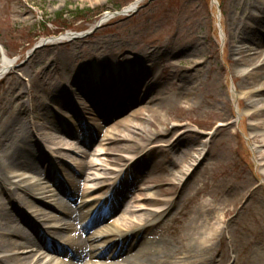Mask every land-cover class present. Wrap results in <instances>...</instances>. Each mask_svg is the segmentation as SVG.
<instances>
[{
  "label": "rangeland",
  "instance_id": "374dc122",
  "mask_svg": "<svg viewBox=\"0 0 264 264\" xmlns=\"http://www.w3.org/2000/svg\"><path fill=\"white\" fill-rule=\"evenodd\" d=\"M138 1L0 0V67L4 55L15 64L0 80V140L14 125L8 141L0 142V158L11 153L13 144L29 143L35 152L41 150V155L37 152L40 160L36 159L35 166L41 162L46 166L51 157L46 136L55 135L65 143L74 138V133L69 139L49 128L32 133V120L41 116L57 126L70 124L99 131L112 124L113 118L123 119L138 106L105 120L92 113L82 117L79 102L88 105L94 98L97 106H105L109 103L103 100L112 97L115 101L116 95L131 94L130 88L140 95L151 75L157 72L154 102L149 104V97L143 104L154 112L136 118L134 124H123L116 134L120 153L139 154L132 169L121 179L125 205L139 188L148 186L174 201L171 214L150 231L142 250H150L162 264H264V173L260 164V160H264V144L249 132L251 122L244 116L248 101L238 102L232 98L240 82L235 76L254 69L248 62L234 67L232 49L237 40L232 31L238 32L242 25L256 28L255 20L246 16L247 6L256 0L142 1L136 13L122 14ZM105 13L111 14V18L98 25ZM251 13L260 15L254 10ZM93 29L90 35L77 36ZM261 34L264 36L262 27ZM66 35L74 39L41 46L42 42ZM262 51L264 46L257 49V52ZM135 59L142 62L135 64ZM92 60L101 67L110 66V70H102L101 75L102 81L108 78L103 86L107 91L95 96L89 71ZM112 61L118 62L120 70H127V63L134 70L130 68L128 75L118 73L116 79ZM194 62L200 64L190 71ZM129 76L130 85L126 81ZM112 104L110 102L108 107ZM207 133L211 134L210 146L198 167L186 182L172 185L170 178L180 169L177 163L183 156H189ZM35 140L38 145H34ZM176 144L178 148L173 150ZM52 148L57 150L59 146ZM65 154L66 151H57L62 163L59 162L53 175L36 176L33 181L37 184L36 191L32 197L27 195L28 200L45 196L41 188L50 179L61 182L63 174L73 176V168L63 163ZM90 159L85 156L80 161ZM73 178L84 185L85 177ZM2 183L10 186L8 174L2 177ZM27 185L29 182L23 184ZM69 185L67 190L74 192ZM18 194L25 196L23 192ZM55 198H61L72 207L66 195L58 194ZM206 200L215 203L214 207L225 218L211 246L204 248L196 241L198 230H193V218ZM2 208L0 206V241H9L13 238L7 226L9 215L18 217L22 210L13 204ZM26 216L30 223L24 237L15 238L22 247L26 246L25 233L34 239L33 228L40 222L32 214L26 213ZM107 221V218L101 221L104 228L109 225ZM93 233L81 235L82 240L86 242ZM43 236L48 239L47 235ZM67 236L68 232L63 233L61 239ZM49 240L56 245L63 242L53 237ZM36 243L42 244L41 240ZM37 250L36 247L30 255L36 254L40 259L43 252ZM22 251L23 248L18 250V254ZM23 257L18 256L21 261ZM150 258L148 253L140 260L141 264H152ZM49 260L51 258L44 264Z\"/></svg>",
  "mask_w": 264,
  "mask_h": 264
},
{
  "label": "bare ground",
  "instance_id": "6f19581e",
  "mask_svg": "<svg viewBox=\"0 0 264 264\" xmlns=\"http://www.w3.org/2000/svg\"><path fill=\"white\" fill-rule=\"evenodd\" d=\"M95 1L97 2L98 0ZM256 2L260 3V6L256 5ZM256 2L249 3L247 6L249 11L246 14L247 18L251 16V18L255 20L257 24L256 28L254 29L253 26L245 27V25H242L238 32H235V30L232 31V35H234L237 40L232 49V53L235 57L233 59L234 67L239 66L243 62H248L251 64V67H254L251 73L235 76L240 82L234 89L232 98L236 99L238 102L241 99L248 101V105L244 109V116L251 122L249 132L252 136L260 138L264 144V60L261 61L264 59V51L257 52L258 48L264 46V36L261 34V27L264 29V0H256ZM135 6L136 3L130 5L129 8L125 9V12H129L130 10L135 11ZM252 10L260 15H253V13H251ZM110 16L111 14L105 13L98 24H104L111 18ZM72 38L74 39L72 35L61 36L42 42L41 46L58 45L59 43L70 41ZM260 61L262 65H259ZM134 62L135 64H140L142 61L140 59H135ZM97 63L93 61L91 65L92 68L89 69L92 79L91 89L94 91V96L100 91H107L106 87L104 88L103 86L106 85L107 81H105V79L107 80L108 78L105 77L104 81H102L103 77H101V75L103 71L110 70V66L101 67V65ZM127 64V70L125 68H121L120 70L118 62L112 61L111 67H113L114 73L117 75L115 77L116 79H118V73L126 72V75L130 73L131 67ZM199 64V62H194V65L189 70L191 71ZM14 66V61L9 60L7 56L4 55L1 60L0 79L10 73L14 69ZM131 69L134 70V68ZM156 73L157 72L151 75V78L140 95L136 93L137 97H134L133 93L128 97L127 101L122 102L120 99L118 102V95L116 97L117 100H115L110 107H108V105H110L109 101L106 102L109 103L108 105L101 106L98 104L99 106H97L94 98L93 102L90 101L88 105L78 101L80 105H82V109L80 110L82 117H86L88 113H92L93 115H101L105 120H110L112 118L109 117H113L116 114H123L128 109L136 106H138V109L134 108V110L123 119L113 118L112 124L99 130V139L97 141L99 147L85 155L91 157L90 161L78 160L75 162L74 168L71 169L73 173V176L71 175L72 177L63 174L64 178L67 177V182L74 192L68 191V188H61L58 190L54 189L52 186L44 188V190H47L44 192L45 195L53 191H57L58 194L66 195L73 208L65 204L60 198H58L55 203H50L48 202L49 200L39 203L38 201L40 200L38 199L28 200L30 196L27 198V195H31L32 197L34 190L36 191L37 184L33 183L36 176L40 175L43 176V178L44 176L48 177L59 167V162L61 161L62 163V160L57 157L56 153L57 151H66L65 146H67V144L60 141L59 137L53 134V137L48 135L45 138L49 141L46 142L50 144L48 148L51 153V157L47 160L46 166L42 165V162L39 166H35L34 162H36V159L40 160L37 152L40 151L39 153L41 155V150L39 149L35 152L32 147H30L29 143H22L20 146L13 144V147L10 148L11 153L0 158V206L4 209V207H7L9 204H13L17 205V207H21L20 209L22 210L20 214L17 212L19 214L18 217L9 215L7 226L10 230L9 234L12 235L13 238H9V241H0V264H10L11 262H15V264H44L45 261H48V258H51V260L46 264H73L75 261H77L78 264H141L140 260L148 253L151 256L150 260L152 264L163 263L159 258L153 256L150 250L144 252L142 247L145 246V242H148L150 231L160 224L159 222L162 218L171 214L174 201L172 198L165 197L160 192L154 191V188L148 186L139 188L134 195L130 196L131 199L129 204L125 205L126 201L123 195L124 188H121L123 186L119 179L126 177L129 170L132 169L133 163L138 159L139 154L131 155L126 152L120 153L122 152L120 151L121 148H119L116 143L118 140L116 139L118 137L116 134L123 124H134L133 122L136 118L145 115L147 112H154L153 108L149 109L146 106L144 107L143 104H145V100L149 99V97L150 100L148 103L154 102L152 100V95L157 76ZM129 80H131L130 76L126 79L128 85H130V82H128ZM130 89L134 90V88ZM246 89H251V91H246ZM113 100L114 99L111 98V102ZM116 102H118L117 105L115 104ZM24 110L27 112L28 108ZM40 117L41 116H38L35 121L32 120L30 122L32 133H37L39 130L49 128L54 133H62L64 137L69 139L68 136H72L73 133L75 135L77 130L79 132L82 129L81 126L74 127L72 125L70 126V124L68 126L64 124L66 127L57 126L54 122ZM239 117L241 119L242 115L240 114ZM16 119H18V117ZM66 120L70 119L66 117ZM13 126L9 127L5 133H3L0 142L8 141L11 128L14 129ZM210 139L211 134H205L203 140L197 142L196 149L191 151L189 156H183V159L177 163L180 169L170 178L172 179V185L180 186L190 178L193 171L198 167L201 158H203V155L208 151ZM150 140L151 139L148 141ZM72 141L73 142L70 143L71 145H77L74 143V139H72ZM34 145H38V140L34 141ZM56 145L59 146V148L54 150L52 146ZM172 147L173 150L178 148L177 144ZM75 148L79 151L82 147L79 145L75 146ZM81 152H85V150H81ZM141 155L142 154H140V156ZM57 161L58 166L55 165ZM263 161V159L260 160V164L264 173ZM65 164L68 166L69 162L66 163L65 161ZM49 165L53 166V168ZM7 174L9 175L10 181L9 187L4 186L2 183V177L5 175L7 176ZM73 177H85L84 185L76 183V179ZM26 182H29V185L25 187L23 184ZM113 190L115 194L112 192ZM19 192H23L25 196H18ZM45 197L50 199L53 198L54 195L44 196V198ZM36 203H39L38 205L41 206H37ZM214 206L215 203L212 201H204L196 210L197 214L193 218V230H198V232L195 233L197 235L196 241L204 248L211 246V241L215 238L218 232L217 230L221 228L225 218V215L216 210ZM26 213L38 217L40 221L37 224L38 229L36 231L37 238L40 239L41 237V240H43L40 246L35 242H31L28 236H25L26 245L28 244L26 248L22 247V245L15 240L16 237L19 238L22 237V235L24 237L23 233L25 227L23 226L30 223L27 220ZM106 218L109 224L108 227L104 228V224L99 226V223ZM94 226V233L86 242L83 241L81 235H86L89 228ZM43 232H45L48 237L50 236L49 238L53 237L63 242L56 245L54 242L45 239V237L42 236ZM67 232L69 236H67L65 240L61 239L63 233ZM1 236L0 234V238ZM36 247L43 252L40 259L36 258V254H34V256L30 255L34 253L33 249ZM21 248H23L22 254L27 255L24 261L18 258V250L20 251ZM50 255H56V257Z\"/></svg>",
  "mask_w": 264,
  "mask_h": 264
},
{
  "label": "water",
  "instance_id": "95a60500",
  "mask_svg": "<svg viewBox=\"0 0 264 264\" xmlns=\"http://www.w3.org/2000/svg\"><path fill=\"white\" fill-rule=\"evenodd\" d=\"M141 1H142V0H140V2H137V3H136V6H135V7H136V10L133 11V12H137V11H138L139 7H137V6L141 3ZM148 1L151 2L152 0H148ZM94 30H95V29H93V31H94ZM87 34H88V33H87Z\"/></svg>",
  "mask_w": 264,
  "mask_h": 264
}]
</instances>
